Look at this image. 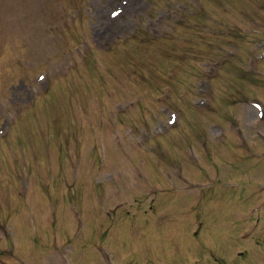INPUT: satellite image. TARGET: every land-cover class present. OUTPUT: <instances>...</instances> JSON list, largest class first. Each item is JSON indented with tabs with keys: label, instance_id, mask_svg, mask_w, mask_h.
<instances>
[{
	"label": "rangeland",
	"instance_id": "374dc122",
	"mask_svg": "<svg viewBox=\"0 0 264 264\" xmlns=\"http://www.w3.org/2000/svg\"><path fill=\"white\" fill-rule=\"evenodd\" d=\"M208 248L264 264V0H0V264Z\"/></svg>",
	"mask_w": 264,
	"mask_h": 264
}]
</instances>
